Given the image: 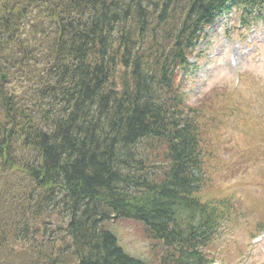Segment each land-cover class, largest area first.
<instances>
[{
    "label": "trees",
    "instance_id": "16d2710c",
    "mask_svg": "<svg viewBox=\"0 0 264 264\" xmlns=\"http://www.w3.org/2000/svg\"><path fill=\"white\" fill-rule=\"evenodd\" d=\"M207 1L0 0V196L15 198L0 264H147L105 228L111 215L161 241L160 264L203 263L218 207L197 195L167 50L181 54ZM156 146L166 165L146 170Z\"/></svg>",
    "mask_w": 264,
    "mask_h": 264
},
{
    "label": "rangeland",
    "instance_id": "374dc122",
    "mask_svg": "<svg viewBox=\"0 0 264 264\" xmlns=\"http://www.w3.org/2000/svg\"><path fill=\"white\" fill-rule=\"evenodd\" d=\"M230 28L226 31L228 37L231 41H227L229 50L232 49L238 54L239 50L244 49L248 50L247 43L245 42V36H242V30H237L232 27V23L229 22ZM224 27L219 22L211 28L209 31V40L201 45L189 59L190 65L192 67L189 73L181 74V79L179 83L180 91L183 92L186 100L190 103L198 101V104L201 108L202 113H207L210 104L221 95V92L225 87L233 88L236 81L238 84L245 88L248 87L251 83V79L246 77H237L236 74H248L251 77L256 79L258 76H261L264 79V33H262L261 38H258V35L254 37V45L247 55L238 54L236 58L237 64L233 67L227 63L225 70L219 67V63L222 62V54L219 53V57L216 55L218 48L220 46L221 40L219 39L222 35ZM224 45V44H223ZM257 58L259 59V65L256 63ZM178 74V78L179 75ZM242 79V80H240ZM264 102V101H263ZM216 105L212 106V110ZM254 108H251L250 112H253ZM219 112H222V108H216L214 114L219 115ZM258 114L263 117L264 120V108H261ZM202 117L200 118V123ZM205 123V121H204ZM241 124H238V126ZM264 125V121H262ZM206 132L202 128V132L206 133L207 136H210V127H206ZM209 129V130H208ZM238 130L232 131L233 136H237ZM259 133L258 144L262 141L260 139L261 135H264L262 131H257ZM264 145V141L262 142ZM228 143L222 144V153L227 162L232 159L233 155L231 151L234 149L229 148ZM158 150L153 152L152 160L145 165H148L146 170H154L159 165V155ZM263 156V155H262ZM251 163V162H250ZM218 164L220 162L218 161ZM261 164L264 165V162ZM257 165L255 168H258ZM262 171V170H261ZM148 172V171H147ZM217 183L221 182L222 176L216 178ZM239 182L242 186L248 189H255L259 191L260 199L264 201V183H258L256 180H253L251 176V167L246 175L239 179ZM217 188L214 187L206 191V194L213 193ZM8 190H4L1 194L0 199V215L4 218H7L11 215L12 205L15 203V200L12 201L10 194L6 193ZM246 209H244V212ZM264 212V207L259 208V212L256 218ZM106 227L110 230L113 229L117 234L120 243L132 254L145 257L148 255V252L151 255V252L163 250L160 246V243L157 241H148L143 238L141 233V227L136 222L131 220H119L111 225ZM227 241L219 245L220 251L217 252V256L221 259L222 264H264V241L261 244H258L256 247L247 244L248 235L246 233H240L239 229L235 234L228 235ZM215 249V251L217 250ZM227 255V258H224V255ZM156 258H153L151 264L155 263Z\"/></svg>",
    "mask_w": 264,
    "mask_h": 264
},
{
    "label": "bare ground",
    "instance_id": "6f19581e",
    "mask_svg": "<svg viewBox=\"0 0 264 264\" xmlns=\"http://www.w3.org/2000/svg\"><path fill=\"white\" fill-rule=\"evenodd\" d=\"M119 67H121V65H120ZM44 95H45V94H44ZM0 140H1V141H4V140H6V138L3 136L2 138H0ZM0 143H1V142H0ZM3 145H4L5 148L8 149L7 144L3 143ZM10 156H12V154H10ZM11 164H13V163H11ZM10 168H11V167H10ZM11 169H12V168H11ZM0 199H1V196H0ZM10 199H11L12 201L15 200L14 197H11ZM3 220H4L3 217L0 215V225H1V223L3 222ZM15 232H16V230H13V231L11 232V235H14Z\"/></svg>",
    "mask_w": 264,
    "mask_h": 264
},
{
    "label": "water",
    "instance_id": "95a60500",
    "mask_svg": "<svg viewBox=\"0 0 264 264\" xmlns=\"http://www.w3.org/2000/svg\"><path fill=\"white\" fill-rule=\"evenodd\" d=\"M1 77L3 78L4 76L2 75Z\"/></svg>",
    "mask_w": 264,
    "mask_h": 264
}]
</instances>
